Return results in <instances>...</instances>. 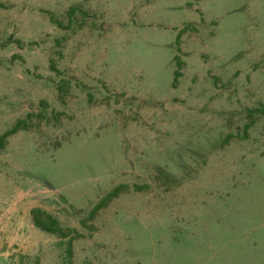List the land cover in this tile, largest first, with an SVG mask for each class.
Wrapping results in <instances>:
<instances>
[{"label": "rangeland", "instance_id": "rangeland-1", "mask_svg": "<svg viewBox=\"0 0 264 264\" xmlns=\"http://www.w3.org/2000/svg\"><path fill=\"white\" fill-rule=\"evenodd\" d=\"M0 264H264V0H0Z\"/></svg>", "mask_w": 264, "mask_h": 264}, {"label": "trees", "instance_id": "trees-1", "mask_svg": "<svg viewBox=\"0 0 264 264\" xmlns=\"http://www.w3.org/2000/svg\"><path fill=\"white\" fill-rule=\"evenodd\" d=\"M177 76H179V72H177ZM33 216L36 226L41 228L42 230L51 233H59L62 231L59 222L55 220L51 215L41 210H34Z\"/></svg>", "mask_w": 264, "mask_h": 264}]
</instances>
